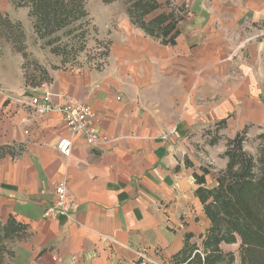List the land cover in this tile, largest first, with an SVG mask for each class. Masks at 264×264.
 I'll return each instance as SVG.
<instances>
[{"label": "crops", "instance_id": "0c3cea01", "mask_svg": "<svg viewBox=\"0 0 264 264\" xmlns=\"http://www.w3.org/2000/svg\"><path fill=\"white\" fill-rule=\"evenodd\" d=\"M171 2L184 12L174 44L136 26L122 3L99 69L57 70L39 87L24 85L18 66L0 76V221L27 227L8 264H135L143 253L162 264L194 234L195 209L199 232L209 226L195 147L215 145L207 131L235 110L236 121H264V0ZM43 88L54 105H89L101 141L72 135L57 109L32 114L24 102ZM61 178L71 214L46 219Z\"/></svg>", "mask_w": 264, "mask_h": 264}, {"label": "trees", "instance_id": "16d2710c", "mask_svg": "<svg viewBox=\"0 0 264 264\" xmlns=\"http://www.w3.org/2000/svg\"><path fill=\"white\" fill-rule=\"evenodd\" d=\"M11 1L17 6L28 7L33 31L39 38L50 37L64 28H68L71 33L75 22L88 17L89 0ZM102 1L112 3L115 0ZM123 2L126 14L136 26L162 43L174 44L178 30L176 24L184 13L182 7L173 6L171 0ZM154 11H158L157 14L149 17ZM0 29L8 35L9 41L15 46L13 48L25 56L20 44L24 37L20 23L12 21L0 11ZM46 43L52 44V41L47 39ZM108 49L109 45L106 55ZM102 65L95 68L99 69ZM43 77L42 81H31L28 76H24L25 84L39 87L51 79L45 73ZM216 124L223 127L225 119L217 121L215 128ZM246 132L244 126L233 137H226V147L222 154L226 164L216 172L213 185H206V168L201 167L200 173L193 174L197 183L194 192L203 206L209 226L197 234L199 242L193 241V233H185L182 247L162 264H231L234 254L229 250L224 251L221 244L237 241L240 264H264V145L261 144L257 156L247 153L242 145ZM220 138V134L215 135L209 139L208 144L213 145ZM26 229L24 223L13 217L0 221V264H8L9 257L13 255L10 245L24 237Z\"/></svg>", "mask_w": 264, "mask_h": 264}, {"label": "rangeland", "instance_id": "374dc122", "mask_svg": "<svg viewBox=\"0 0 264 264\" xmlns=\"http://www.w3.org/2000/svg\"><path fill=\"white\" fill-rule=\"evenodd\" d=\"M122 3H124L123 0L116 1L113 4H105L102 0H89L87 4L88 17L75 22L72 26L73 28L70 26L72 29L71 33L68 28H64L56 31L50 37L39 38L33 31L32 18L28 16L27 6H17L11 0H0V11L6 14L7 18L20 23L21 31L24 33L20 44L26 53L23 56L21 52L15 50L13 48L15 46L9 41L8 35L0 29V76L14 75V70L18 66V71H20L23 78L28 76L31 81L32 79L42 81L44 73L50 75V73L57 70H86L87 68L102 65L106 61L107 42L109 39L107 36L110 33V28L108 29L107 27L110 20L113 21L115 17L121 14L123 10ZM157 12L154 11L148 16L156 15ZM47 39H50L52 44H47ZM17 44L18 42L15 45ZM24 85H26L25 80ZM237 116V111L235 110L232 113L231 122L226 124V126L224 124V128L222 126L218 127L219 125L217 124L215 128V124H213L209 132L207 131L206 134H209L207 136L209 138L220 134L221 138L215 145L208 148L202 146L201 142H197L200 146L198 148L195 147L194 161L199 162L201 167L208 170V175H206L208 186L212 183L214 184L217 170L225 167L226 158L222 154L226 147V137H233L246 126L247 132L245 139L242 141L245 151L257 156L260 147L264 145V121L260 123L256 122L257 120L239 122L236 121ZM195 214L194 227L196 228L192 231L194 232L193 241L199 242L200 239L196 236L204 228L205 223L198 215L197 209H195ZM11 245L13 246V244ZM221 248L224 251L233 252L234 260L231 264H240L239 241L227 244L222 243ZM138 257L139 260L135 264H161V261L157 258H152L146 253H143V255L138 254Z\"/></svg>", "mask_w": 264, "mask_h": 264}, {"label": "built area", "instance_id": "2783aa9c", "mask_svg": "<svg viewBox=\"0 0 264 264\" xmlns=\"http://www.w3.org/2000/svg\"><path fill=\"white\" fill-rule=\"evenodd\" d=\"M24 106L29 108L32 114L42 116L43 114L57 109L61 112L62 121L68 131L72 135L84 137L89 144H97L101 141V136L90 127L89 118L93 112L89 105H85L77 100H65L58 105L52 102V92L48 88H43L42 91L32 94L24 102ZM72 142L68 137H61L57 142V149L63 154L70 153ZM53 194L55 196L53 202L43 211L44 218H55L58 214L70 216L74 198L71 195L68 181L61 178L54 185Z\"/></svg>", "mask_w": 264, "mask_h": 264}]
</instances>
